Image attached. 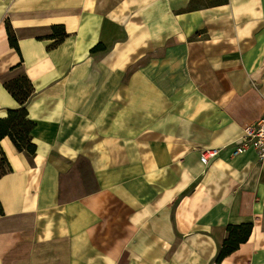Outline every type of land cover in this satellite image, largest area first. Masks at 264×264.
I'll return each mask as SVG.
<instances>
[{"label": "crops", "instance_id": "obj_1", "mask_svg": "<svg viewBox=\"0 0 264 264\" xmlns=\"http://www.w3.org/2000/svg\"><path fill=\"white\" fill-rule=\"evenodd\" d=\"M21 110L0 264H264V165L233 155L264 115V0H0V121Z\"/></svg>", "mask_w": 264, "mask_h": 264}, {"label": "trees", "instance_id": "obj_2", "mask_svg": "<svg viewBox=\"0 0 264 264\" xmlns=\"http://www.w3.org/2000/svg\"><path fill=\"white\" fill-rule=\"evenodd\" d=\"M9 36L12 40L13 35L12 32L9 30ZM99 46L95 48L97 50ZM13 91V88L11 87ZM25 111H13L11 115L6 119L0 121V138L9 134L13 139V142L17 146L18 149L23 150L26 149L30 153L35 152V144L32 142L30 137V131L33 127V123L25 120ZM10 129V131L8 130ZM11 169V166L6 158L5 153L3 152L2 148L0 147V176L7 172V170ZM251 227V226H250ZM241 230V234L243 237L241 238L242 241H246L247 237L250 234V229H246V226H229L228 230ZM239 233V234H240ZM241 237V235H239ZM239 237V238H240ZM238 244L233 247H224L221 252L219 253L216 262L220 263L227 255L233 253L237 249Z\"/></svg>", "mask_w": 264, "mask_h": 264}, {"label": "built area", "instance_id": "obj_3", "mask_svg": "<svg viewBox=\"0 0 264 264\" xmlns=\"http://www.w3.org/2000/svg\"><path fill=\"white\" fill-rule=\"evenodd\" d=\"M251 147L255 149L259 162L264 165V115L255 122L246 125L244 135L237 143L233 155L244 153ZM217 153L218 149H204L201 160L208 163Z\"/></svg>", "mask_w": 264, "mask_h": 264}]
</instances>
